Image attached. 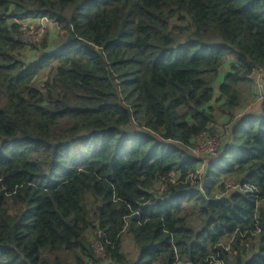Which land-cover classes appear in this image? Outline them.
<instances>
[{
  "label": "trees",
  "instance_id": "obj_1",
  "mask_svg": "<svg viewBox=\"0 0 264 264\" xmlns=\"http://www.w3.org/2000/svg\"><path fill=\"white\" fill-rule=\"evenodd\" d=\"M0 264H264V0H0Z\"/></svg>",
  "mask_w": 264,
  "mask_h": 264
},
{
  "label": "built area",
  "instance_id": "obj_2",
  "mask_svg": "<svg viewBox=\"0 0 264 264\" xmlns=\"http://www.w3.org/2000/svg\"><path fill=\"white\" fill-rule=\"evenodd\" d=\"M34 21H36V20L26 21L23 24L24 28L26 29L25 40L27 37L30 39H34L36 37V40L39 38V35H36L35 27L32 26V22H34ZM43 21L44 20H40L38 22L42 23ZM29 25H30V28H29ZM42 25H44V24L42 23ZM39 40H41V39H39ZM259 102H260V100H259ZM218 152H219V142L216 141L215 139L204 140V141L200 140L195 148L190 149V151H189L190 156L193 157L194 159L198 160L199 163L203 164L202 167H200L199 171H197L196 175H193V176L200 177L204 171V167L206 166V164L208 162V161L207 162H203V161L206 159L210 160V159L216 157ZM224 187H225L226 192L224 195L221 196V198L227 194H230L231 192H240V193L244 194L245 192L254 193L256 191L252 187H248L247 190H243L240 187V185H238V183H234V182H226ZM161 189H162V191H164V187H161ZM249 245H247V247H249Z\"/></svg>",
  "mask_w": 264,
  "mask_h": 264
},
{
  "label": "rangeland",
  "instance_id": "obj_3",
  "mask_svg": "<svg viewBox=\"0 0 264 264\" xmlns=\"http://www.w3.org/2000/svg\"><path fill=\"white\" fill-rule=\"evenodd\" d=\"M47 22H50V21L44 20L42 23L45 24ZM42 23L40 22V23H38V25H40V24L42 25ZM46 30L49 33V36H48V39H50L49 42L55 40L53 38L56 35H58V32H59L58 29L56 27H52L51 26V27L46 28ZM25 41L26 42H29V43L34 42V41H36V37L34 39H30V38L27 37ZM29 53H31L32 55L29 56V57H28V55L27 56H24V57H28V59L26 60V63L27 64L33 63V61L37 60L38 57L41 54L40 52H36V51L29 52ZM261 78H262V75L261 76L260 75L259 76L257 75V80H261ZM38 84L40 85L39 87H42V83H41L40 80L38 81ZM257 98H258V94H257ZM259 108H260V102H259V100L258 101L257 100H251V102H249L244 107V109L241 110L240 113L241 114H245V113H248V112L256 113V112H258ZM218 128H219L218 129V132H217L218 134L215 135V136L217 137V140L220 143L224 139V134H225V131H226L227 128L226 127H223V126H218ZM207 161H209V160L206 159L203 162H207ZM197 224H199V221H196V224L195 225H197ZM96 252L97 253H102V250H101V248L99 246H97ZM123 252L129 257L130 260H135L136 257H137V248H136V245L134 244V242L129 237H124L123 238ZM99 255L101 256V258H103V255L102 254H99ZM250 258H251V255H249L246 258L245 262L247 260H249Z\"/></svg>",
  "mask_w": 264,
  "mask_h": 264
},
{
  "label": "crops",
  "instance_id": "obj_4",
  "mask_svg": "<svg viewBox=\"0 0 264 264\" xmlns=\"http://www.w3.org/2000/svg\"><path fill=\"white\" fill-rule=\"evenodd\" d=\"M31 55H32V54L28 52V57H29V56H31ZM259 89H261V86H260V88H259ZM259 92H260V90H259Z\"/></svg>",
  "mask_w": 264,
  "mask_h": 264
}]
</instances>
